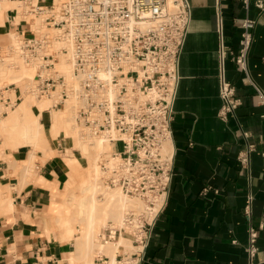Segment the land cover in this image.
Here are the masks:
<instances>
[{
	"label": "crops",
	"instance_id": "0c3cea01",
	"mask_svg": "<svg viewBox=\"0 0 264 264\" xmlns=\"http://www.w3.org/2000/svg\"><path fill=\"white\" fill-rule=\"evenodd\" d=\"M255 1L189 0L191 21L180 56L172 121V188L149 244L136 257L138 264H250V225L259 230L253 264H264V104L258 91L264 90V8ZM12 8L8 5L3 12L0 35L21 28ZM246 19L255 24L243 64L237 57ZM220 20L228 52L226 75L239 100L226 118L219 115ZM13 92L20 97L17 85L0 86L4 107L6 102H15L11 108L19 103ZM51 109H42L39 118L47 148L15 146V139L0 134V264L80 263H73L75 244L51 227L70 171L63 157L70 146L67 136L50 132ZM8 114L0 106V121ZM244 152L246 163L240 159ZM64 203L55 213L57 223ZM120 248L123 252L117 255L125 251V246Z\"/></svg>",
	"mask_w": 264,
	"mask_h": 264
},
{
	"label": "built area",
	"instance_id": "2783aa9c",
	"mask_svg": "<svg viewBox=\"0 0 264 264\" xmlns=\"http://www.w3.org/2000/svg\"><path fill=\"white\" fill-rule=\"evenodd\" d=\"M5 1L27 7L48 32L38 34L29 22L18 23L20 40L15 50L19 58L27 64L38 62L33 91L51 97L61 85L48 109L76 98V121L111 144L101 164L104 185L142 202L140 208L126 209L120 221L108 223L99 233L103 242L130 239L135 252L116 255V264H134L133 256L139 258L144 253L172 188L174 151L166 149L165 143L172 140L180 56L190 26L191 4L189 0ZM255 3L264 8V0ZM11 11L14 15L15 9ZM254 24L253 19L243 22L237 57L243 64L253 41ZM56 30L57 38L65 43L57 49L48 36ZM219 32V115L226 118L239 100L226 75L228 52L222 42L221 20ZM61 54L71 63V78L56 68ZM258 91L264 104V90ZM6 104L10 107L15 102ZM240 159L248 162V153H242ZM258 237L259 230L250 225V264L258 250ZM108 259L102 253L96 264Z\"/></svg>",
	"mask_w": 264,
	"mask_h": 264
},
{
	"label": "bare ground",
	"instance_id": "6f19581e",
	"mask_svg": "<svg viewBox=\"0 0 264 264\" xmlns=\"http://www.w3.org/2000/svg\"><path fill=\"white\" fill-rule=\"evenodd\" d=\"M3 1L5 3H8L9 5L13 4L5 0ZM6 7H1L0 11H4ZM12 7L15 8V6ZM17 7L18 8H15L16 13L13 15V18L17 20L22 19L24 21L28 20L32 27V30L38 34L48 33L41 24V21L39 20L40 18H37L32 14L31 16L28 15V11L24 10V8L27 7L21 4H17ZM0 36H2L0 38L1 40H8V48H17L20 38L15 31H8L5 36ZM48 36L53 42V46L55 49L60 48L62 45H65L63 41L57 38V30L49 32ZM18 60H20V58ZM55 65L60 72H63L66 75V77L71 78L72 66L69 59L64 54L59 55V58L56 61ZM36 66L33 65V63L26 66L22 65L20 68L21 73L17 76H12V79H14L15 81L27 79L28 84L32 85V82L36 79ZM26 95L27 98H25L19 105V107L12 112L11 118H7L6 120L1 121L2 127L5 129L6 135L15 139L17 145L28 143L32 145L34 149L39 148L40 146H43V148H47L48 138L45 135L44 126L40 122L39 118L41 116V110L50 107V103L52 100L38 99V101L33 103L29 98V95ZM28 98L30 99V101ZM65 106L66 107L64 111L54 110V119L53 123L51 122L52 126L50 128V132L54 137L57 136L61 131H64L67 137H73L75 140L74 146L78 147L84 155V159H82L83 161H81L80 158L76 157L80 160V162L76 166L73 165L71 161H66L70 167L69 179H72L74 182L70 183L69 181H67L68 186L65 192L68 193L69 186L71 187V185H73L78 189V192L75 191L73 193H77V200H68L67 202H65L64 215L58 219V224L59 226H61V222L65 217L66 208L68 212L73 210V212L76 213L79 222L81 223L78 228L80 232L77 235H73L77 243L76 250L72 254L73 261L75 262L78 261V259H81L83 257L85 258L87 256L88 248L94 241L93 234L99 228L101 222L106 219L113 220L119 213V219H117L115 222L120 221L124 211L126 209L132 208L134 206V203H137L139 201L137 199L125 196L119 189L110 190L106 193H104L103 190L102 192L100 191L102 188L101 182H103V180H101L102 169L99 166V161L102 160L103 154H105L106 151L109 152L111 144L104 137H95L89 131L83 130L84 128H79V126L73 121L74 118L72 117V112L75 111L74 114L77 112V100L75 97L72 96L68 98L66 100ZM70 120H72V122ZM71 146H65L66 148L64 149V152H73V147ZM165 148L172 149L171 140L166 141ZM30 161L31 159L29 161H26L27 170H29L30 168ZM101 193H103L104 195H101ZM100 195L103 197L101 198ZM68 233V238H70L72 235L71 230H68ZM125 239L126 238L124 237L119 238L118 241L110 244L113 246H110L109 243L105 244L106 248L107 245L110 246L109 248H107V251L111 252L112 254L111 264H115V262L117 261L116 255L121 245L125 246V250L133 249L131 246V242L130 244H128V241L126 242ZM102 245L104 246L103 243Z\"/></svg>",
	"mask_w": 264,
	"mask_h": 264
},
{
	"label": "rangeland",
	"instance_id": "374dc122",
	"mask_svg": "<svg viewBox=\"0 0 264 264\" xmlns=\"http://www.w3.org/2000/svg\"><path fill=\"white\" fill-rule=\"evenodd\" d=\"M10 3H13V4H10V5L15 6V8H18L16 3H14V2H10ZM7 5H9V4L8 3H5L4 1H2V3L0 4V9H1V7H3V6L6 7ZM24 10H26V8H24ZM3 12L4 11H0V19H2V17H3ZM15 13H16V10H15ZM28 15L31 16V13L28 12ZM36 17L39 18L38 16H36ZM13 20L15 21V23H20V22L21 23H25V22H29L28 20H25V21L22 20V19L17 20L15 18H13ZM39 20H41V19H39ZM18 21H20V22H18ZM47 30H51V29H47ZM15 32L17 33V35H19L17 31H15ZM8 43H9L8 40H0V86L3 87L4 85H10V83H14L13 85H17L20 88V91L21 92L19 93V96L20 97H17L14 92L12 93L14 99L15 98L16 99L17 98H20V100H18L19 103L15 107H13V108L7 107L6 108V107L3 106L2 103H0V106H1L2 109H5V110H8L9 111L8 116L2 117L1 118V121L2 120H6L7 118H11L12 112L19 107V105L22 103V101L25 98H27V95L26 94L29 95V98L31 99V101L33 103L36 102V101H38V99H50L52 97L51 98L52 101L50 103V104H52L53 101H54V99H56L58 97V95L60 94V91L62 89L61 85H58L56 92H52V95L53 96H51V97H47V96L40 97V96H37V94L33 91V86L34 85L33 84L32 85H29L27 79H22L20 81H15L14 79H12V76H15V75L17 76L18 74L21 73L20 72V68H21L22 65L23 66L31 65L32 63L27 64L25 62L23 63L21 59L18 60L19 59V56H18L16 50L13 49V48H11L12 49L11 50L10 47L8 48ZM5 44H7V45H5ZM10 53H11L12 56L10 55ZM4 55H5V57H4ZM16 58H17V60H16ZM37 63L38 62H36L35 65ZM36 70H38V67L36 68ZM33 97H34V99H33ZM30 99H29V101H30ZM65 103L64 104H61L59 107H56L55 109H51L52 112H54V110L64 111V109L66 107L65 106ZM74 112H72L73 113L72 114V117L75 119V120L73 119V121L79 126V128H81V129L84 128L83 130L89 131V129L87 127L83 126L82 124L80 125L79 122H76V113L74 114ZM53 119H54V117H53ZM1 121H0V134H5L6 132H5V129L2 127V122ZM70 121L72 122V120H70ZM64 133L62 132V136H64ZM94 136L95 137H98L96 135H94ZM98 138H100V137H98ZM65 139H66L68 145H70V146L72 145L71 147H73L72 148L73 152H67V151H65L66 153L63 152V157L65 158L66 161H71L72 164L76 166L80 162V160L77 159L76 157H79L81 159V161H83L82 159H84V155H83L82 151L78 147H75L74 146L75 140H74L73 137H65ZM15 146H17L16 141H15ZM117 146L120 147L121 145L118 144ZM39 148H43V146H40ZM108 155H109V152H107V151L105 152V154H103L102 160L99 161L100 168H101V164H102L103 160L106 157H108ZM84 164H86V163H84ZM69 178H70V175H69ZM69 178H68V181L70 183H73L74 181L72 179H69ZM101 180H103V182H101V184H102V188L100 190L101 192H102V190H103L104 193H106V192H108L110 190H114V189H117L118 190L119 189V188H115V187L114 188H108V187H106L104 185V179H103V175L102 174H101ZM67 183L68 182H66V183H64L62 185V189H61L62 200L60 199L58 201L59 203H57L56 206H54V212H53L54 215H53V219L51 221V227H52V229H55V230H57V231L60 232V235H59L60 237H62L64 240H70L76 246L77 243H76L75 237L73 235H77L80 232L78 228H79V225L81 224L79 222L78 218H77L76 213L73 212V210L68 212V210L65 208V217L63 218L64 220L61 222V226H59V224L57 223V221L54 218L56 211L59 210V208L62 206V204L64 203V201L67 202L68 200H71V201L72 200H74V201L77 200L76 199L77 198V193H75V194H73V193L75 191L78 192V189L75 188L73 185H71V187L69 186V190H68L69 192L66 193L65 191L67 189V187H66ZM101 195H104V194L101 193ZM101 195H100V197L102 198L103 196H101ZM138 201L140 202V200H138ZM139 202H137V203L135 202L134 203V206L132 208H134V209L140 208V206H142V202H140V203ZM119 216H120V213L113 220L112 219H109V220L106 219L103 222H101L99 228L93 234V240L94 241H93L92 245H90L89 248H88L87 256L85 258L83 257L81 259H78V261L80 263H77V264H96L97 261L95 259H97L98 256L101 255L102 253H105L106 255H108L110 257V259H108L107 261H105L103 264H111L112 254H111V252L107 251V248H109L110 246H113V245H110V244L115 243V241L103 242L100 239V236H99L98 233H100V231H101V229H102L103 226L107 225L108 223L115 222L117 219H119ZM68 230H71V232H72V235H71L70 238H68L69 237ZM125 240H126V242L128 241L127 242L128 244H130V242H131L130 239L127 240V238H126ZM102 243L104 244V246L102 245ZM107 243H109L110 246L107 245V248H106V245L105 244H107ZM121 246L124 247L123 245H121ZM121 252H123V251H121V248H120L118 250L117 254H119ZM124 252H127V255H130L132 252H135V249L134 248L133 249H127ZM133 258H135L133 260V263L134 264H137V262H136V255H134ZM73 263H74V261H73ZM116 263H117V261L115 262V264Z\"/></svg>",
	"mask_w": 264,
	"mask_h": 264
}]
</instances>
